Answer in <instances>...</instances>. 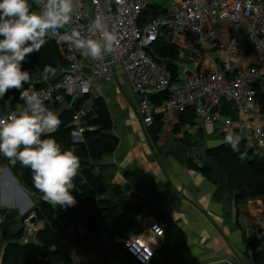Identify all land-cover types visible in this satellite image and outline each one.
Segmentation results:
<instances>
[{"label":"crops","instance_id":"obj_1","mask_svg":"<svg viewBox=\"0 0 264 264\" xmlns=\"http://www.w3.org/2000/svg\"><path fill=\"white\" fill-rule=\"evenodd\" d=\"M246 23L244 19L243 26L233 30L225 21L208 19L206 27L214 32V38L205 47L206 55L197 57L198 48L189 43L190 39L178 47L179 83H183L193 73L207 71L213 63H220L227 45L234 39L237 41L231 60L232 72L264 66V63L261 64L264 46L255 51L238 41L246 33ZM114 82L117 83L116 89H112L108 96H104L99 87L93 88V85L82 105L86 109L88 121L94 118L93 98L102 97L112 118L113 134L118 138L114 153L94 162L98 199L115 202L117 199L112 193L118 189L119 200L139 211L138 218L143 231L146 227L143 219L147 216L157 220H161V216L170 218L186 235L188 247L200 264H252L249 251L256 242L261 244V250L263 247L264 251V196L247 201L234 214L228 201L213 200L214 186L193 169V166H201L199 159L206 149L201 155L187 159L179 155L180 143L189 147L198 145L197 141L191 143L190 137L200 136V142H205L211 148L222 143V134L233 131L241 134L238 129L240 116L232 105L229 108L222 102V120L207 126L198 123L193 126L180 125L178 115H168L154 142L136 113L137 97L131 93L128 85L130 92L127 94L117 77ZM110 85L113 88L112 83L107 84L106 88H111ZM109 101L117 106L118 112L114 111ZM249 110L250 125L260 126L264 131V117L254 101L249 105ZM157 113L161 115V112ZM224 120L231 121L233 128L227 127ZM117 122L121 133L116 130ZM172 142L174 145L171 144L168 155L164 156L161 149ZM7 166L6 163L0 169V208L15 212L19 219L39 207L44 200L25 189L14 177L11 167ZM61 208L58 205L55 210ZM65 210L58 214L56 234L74 264H121L113 245H120L123 238L109 240L105 227L96 236H91L80 223L79 215L64 217L62 214ZM43 228V222L38 221V229ZM258 232L261 234L260 239H257ZM137 236L128 234L127 238L134 239ZM139 240L145 242L146 235ZM163 242L162 237L147 243V246L154 255Z\"/></svg>","mask_w":264,"mask_h":264},{"label":"built area","instance_id":"obj_2","mask_svg":"<svg viewBox=\"0 0 264 264\" xmlns=\"http://www.w3.org/2000/svg\"><path fill=\"white\" fill-rule=\"evenodd\" d=\"M148 4L149 0H79L77 15L69 29L80 27L84 30L97 16H102L109 29L118 31L120 50L115 56L94 60L50 36L49 39L59 47L65 67L60 69L58 84L38 91L42 93L45 106L56 114L72 109L76 99L90 95L96 80L110 82L120 74L137 97L136 113L145 128L152 125L158 111L165 122L168 115H179L188 107L193 108L198 124L218 123L222 120L221 103L225 101L231 103L240 116L238 129L246 145L264 156V131L260 126L250 125L248 117L255 87L259 86L264 91V66L232 72L231 60L237 39L227 45L220 63H213L205 72L191 74L183 83H172L166 68L157 65L146 54V50L164 31L170 44L178 48L190 39L189 43L198 48L196 56L206 55L205 47L214 38V32L206 27L208 19L225 21L233 30L241 28L242 21L246 19V33L238 41L252 50H259L264 46V0H168L165 16L152 19L140 27L139 17ZM263 63L264 54L261 57ZM165 92L169 94L168 100L160 107L154 106L150 97ZM23 107L24 102L19 98L16 107L0 113V119H6L13 112L18 113ZM86 122V109L81 107L75 112L71 124L70 138L73 143H83L84 133L95 130ZM224 124L233 128L229 120H224ZM7 165L14 164L8 160ZM143 220L146 222L144 231L134 239H121L120 245L138 264H149L153 252L147 243L164 237V226L150 216ZM21 225V242L31 243L39 230L36 214L33 211L28 213ZM144 235L145 242L139 240ZM260 237L258 232L257 239ZM260 250L261 244L256 242L249 256Z\"/></svg>","mask_w":264,"mask_h":264},{"label":"trees","instance_id":"obj_3","mask_svg":"<svg viewBox=\"0 0 264 264\" xmlns=\"http://www.w3.org/2000/svg\"><path fill=\"white\" fill-rule=\"evenodd\" d=\"M168 1V0H163ZM138 20L142 27L148 21L167 14L166 8L159 0H149V4L143 9ZM157 65L164 66L171 75L172 83H177L178 71V48L166 40L164 31L154 43L146 50ZM45 65L55 68V76L45 80L42 76ZM24 70L32 74L30 87L35 91L46 88L48 85H56L61 80L60 69L65 67V61L61 56L59 47L48 38V42L38 53L27 58L23 65ZM28 84L24 85L27 89ZM254 103L259 113L264 117V91L255 87ZM20 92L10 90L7 95L0 99V113L6 112L17 106ZM168 93H160L150 97L152 104L160 107L168 100ZM85 98L74 103L72 109L62 110L58 116L62 125L58 132L52 134L62 147L73 149L80 157L81 168L74 183L76 188L72 194L77 203L73 207H62V216L72 217L79 215L80 223L91 235L96 236L105 227L108 229L107 237L113 240L116 237L127 238L128 234L137 236L142 232L141 222L138 218L139 211L130 207L128 203L119 200L120 191L115 189L113 196L117 200H99L96 193L97 176L94 173V162L103 156L114 153L118 146V138L113 134V123L107 104L102 97H94L92 110L94 118L86 122L94 127L93 131L84 133L83 143H73L70 138L73 116L83 105ZM225 106L231 107V103L223 101ZM54 108H57L54 105ZM233 110L235 111L233 105ZM236 112V111H235ZM234 114V113H233ZM180 125L193 126L196 122L194 110L188 107L178 115ZM164 126L163 116L156 114L152 125L148 127L152 141L158 139ZM232 133L242 137L239 145L240 152H233L231 146L224 143L226 134H222V143L218 146L207 148L204 155L199 159L201 166H193L202 177L206 178L214 186L212 198L216 202L228 201L234 214L238 208L249 200L264 196V156L256 153L255 149L246 145V140L237 131ZM47 138V137H46ZM240 153L244 159H238ZM8 162V159L0 154V169ZM14 177L32 195L42 198V193L33 187L32 173L28 168L20 166L19 162L10 166ZM43 199V198H42ZM49 203L43 201L39 207L33 209L37 221H42L44 228L38 230L31 243H21L22 220L16 218L15 212L0 208V264H74L71 256L65 251L56 234L59 212ZM164 226V242L155 252L149 264H200L199 260L191 253L184 232L170 218L161 216L159 220ZM20 223V225H19ZM117 250L121 264H138L129 257L120 245H113ZM105 256V255H103ZM252 264H264V251L253 254L250 257Z\"/></svg>","mask_w":264,"mask_h":264},{"label":"clouds","instance_id":"obj_4","mask_svg":"<svg viewBox=\"0 0 264 264\" xmlns=\"http://www.w3.org/2000/svg\"><path fill=\"white\" fill-rule=\"evenodd\" d=\"M79 0H0V99L10 90L20 92L21 111L0 119V154L13 164L19 162L32 173L33 187L45 202L56 208L77 203L72 190L81 168L80 157L73 149L65 150L52 134L59 131L62 120L45 106L42 93L30 87L32 74L24 70L27 58L38 53L55 37L94 60L115 56L120 50V36L97 16L86 29L72 27ZM56 70L45 65V80ZM28 84L27 89L24 85ZM79 115V114H78ZM47 137V138H46ZM242 137L228 133L224 143L239 153ZM238 159L243 160L240 153Z\"/></svg>","mask_w":264,"mask_h":264},{"label":"rangeland","instance_id":"obj_5","mask_svg":"<svg viewBox=\"0 0 264 264\" xmlns=\"http://www.w3.org/2000/svg\"><path fill=\"white\" fill-rule=\"evenodd\" d=\"M159 2L162 4V5H167V2L166 1H163V0H159ZM117 79H118V83L121 85V87L123 88V90L129 94V88L126 84V82L123 80V76L122 75H118L117 76ZM109 83H112L113 84V88H112V85H110L111 88H106V85L109 84ZM116 82L111 81V82H106L104 80H96L95 81V84H94V87L95 89H97V87H99V89H101V92L103 93L104 96H108V93H110L112 91V89H116ZM109 104L114 107V111L115 112H118V109H117V106L115 105H112L109 101ZM119 122L116 123V130H118L119 133H121V131H119ZM200 139L201 137L198 136L197 138H195L194 136L193 137H190V142L191 143H194L195 141H197L198 145H194L193 147H189L187 145H184V144H179V147H180V150H179V155L181 156V158H190L194 155H201L205 149L208 148L207 144L204 142L203 144L200 142ZM171 144L174 145V143H170V144H167L166 146H164L162 149H161V152L165 155H168L167 152L170 150L169 148L171 147ZM172 145V146H173ZM8 167V166H7ZM35 202V201H34Z\"/></svg>","mask_w":264,"mask_h":264},{"label":"bare ground","instance_id":"obj_6","mask_svg":"<svg viewBox=\"0 0 264 264\" xmlns=\"http://www.w3.org/2000/svg\"><path fill=\"white\" fill-rule=\"evenodd\" d=\"M142 15V14H141ZM139 20H140V18H139ZM152 101V100H151Z\"/></svg>","mask_w":264,"mask_h":264},{"label":"water","instance_id":"obj_7","mask_svg":"<svg viewBox=\"0 0 264 264\" xmlns=\"http://www.w3.org/2000/svg\"><path fill=\"white\" fill-rule=\"evenodd\" d=\"M11 178H12V176H11Z\"/></svg>","mask_w":264,"mask_h":264}]
</instances>
